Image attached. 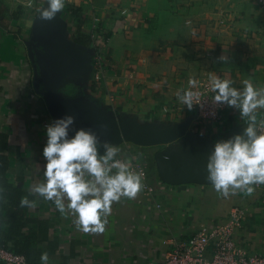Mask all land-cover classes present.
<instances>
[{"label": "crops", "instance_id": "0c3cea01", "mask_svg": "<svg viewBox=\"0 0 264 264\" xmlns=\"http://www.w3.org/2000/svg\"><path fill=\"white\" fill-rule=\"evenodd\" d=\"M42 5L43 0H0L5 180L21 187L23 197L36 201L25 208L14 236L17 249L26 253L18 254L30 264H41L45 251L48 264L160 262L166 240L187 239L202 228L224 223L234 205L244 208L233 230L236 244L249 253H264V184L253 185L251 193L236 190L227 196L208 183L169 184L160 179L154 159L167 145L208 155L216 141L244 133L247 118L237 107L225 103L217 119H203L178 99L177 92L186 89L190 79L211 84L213 75L232 79L237 88L243 87L245 79L264 87V8L248 0H65L61 14L67 21V35L73 39L84 35L103 57L100 76L77 84L79 93L87 92L117 114L126 112L141 122L174 123L191 117L187 134L169 144L116 145L118 157L131 159L145 170L143 187L134 198L113 202L105 230L93 233L82 231L75 217L61 214L52 201L30 194L31 185L43 179L45 127L51 122L43 98L33 88L24 43ZM94 16L98 20L93 38ZM221 55L227 59H219ZM65 84L61 93L73 96L62 90ZM256 115L257 123L264 121V109ZM98 150L104 152L102 144ZM0 200L7 202L6 197ZM6 218V211L0 209V235L8 231ZM6 243L12 247L14 240ZM0 264L14 263L0 259Z\"/></svg>", "mask_w": 264, "mask_h": 264}, {"label": "clouds", "instance_id": "9594fccd", "mask_svg": "<svg viewBox=\"0 0 264 264\" xmlns=\"http://www.w3.org/2000/svg\"><path fill=\"white\" fill-rule=\"evenodd\" d=\"M45 3L47 7L38 9L42 19L53 18L65 7V0H43ZM219 59L227 57L221 55ZM188 83L190 87L178 91L177 97L191 108L197 81L190 79ZM211 88L214 101L237 107L247 118V126L243 134L216 141L207 163L208 179L225 196L236 190L251 193L253 185L264 184V130H260L264 121L258 125L256 115L258 109H264V87L245 79L243 87L237 88L232 79L213 75ZM73 123L74 116L65 114L46 125L43 179L31 185L30 194L52 201L61 214H72L82 231L102 233L113 202L134 198L143 187V176L131 159L118 157L119 147L100 141L92 130L81 127L69 136ZM20 203L33 207L36 201L24 196ZM40 260L48 264L46 251Z\"/></svg>", "mask_w": 264, "mask_h": 264}, {"label": "water", "instance_id": "95a60500", "mask_svg": "<svg viewBox=\"0 0 264 264\" xmlns=\"http://www.w3.org/2000/svg\"><path fill=\"white\" fill-rule=\"evenodd\" d=\"M42 6L47 7V3ZM24 43L32 64L33 88L43 98L51 121L65 114L74 116L69 136L83 127L95 132L100 141L113 145L132 142L151 146L169 144L187 134L191 117L174 123L141 122L135 115L117 114L87 92L74 96L62 94L60 87L70 80L85 85L92 70L93 52L67 35V21L61 11L51 19H42L37 11ZM191 151L171 148L170 145L157 151L154 159L160 179L169 184H211L207 163L212 151L208 155L195 148Z\"/></svg>", "mask_w": 264, "mask_h": 264}, {"label": "built area", "instance_id": "2783aa9c", "mask_svg": "<svg viewBox=\"0 0 264 264\" xmlns=\"http://www.w3.org/2000/svg\"><path fill=\"white\" fill-rule=\"evenodd\" d=\"M248 1L264 8V0ZM97 20L95 16L92 19L90 34L93 38L97 36ZM219 21L222 22L223 20ZM95 47L97 49L96 54L92 56V61L96 67H94L93 78L97 79L100 76L99 70L103 66V57L99 48L96 45ZM196 81L197 84L193 91L197 94L193 97L195 102L192 108L203 119H217L225 103L214 101L215 93L207 80L198 79ZM189 87L188 83L187 88ZM261 122L259 121L258 125ZM260 130H264V127ZM132 162L133 167L140 171L144 178L145 170L140 164ZM145 188L147 191H152L150 186H145ZM243 214L244 208L234 205L230 208L228 218L224 223L209 229L202 228L187 239L170 238L166 240L167 248L164 259L151 264H264V253H249L244 248L239 247L233 238V230L239 225ZM0 259L14 264H26L22 254L13 253L3 247H0Z\"/></svg>", "mask_w": 264, "mask_h": 264}, {"label": "trees", "instance_id": "16d2710c", "mask_svg": "<svg viewBox=\"0 0 264 264\" xmlns=\"http://www.w3.org/2000/svg\"><path fill=\"white\" fill-rule=\"evenodd\" d=\"M74 39L84 45H88L87 38L82 34H77ZM6 146L7 134L0 131V187L4 188H2V191H0V196H2V198L6 197L7 199L6 203L1 202L0 200V209L6 211L7 218L5 221L8 224L7 233L0 235V247L18 254L23 251L17 249V241L15 240L14 236L18 233V229L22 225L23 213L27 205L22 206L20 203V200L23 197V191L21 187L14 186L5 180V173L8 168L7 154L5 152ZM9 239L14 240L12 247L8 246L6 243ZM23 253L26 254L25 251ZM25 262L26 264H30V261L26 260Z\"/></svg>", "mask_w": 264, "mask_h": 264}, {"label": "rangeland", "instance_id": "374dc122", "mask_svg": "<svg viewBox=\"0 0 264 264\" xmlns=\"http://www.w3.org/2000/svg\"><path fill=\"white\" fill-rule=\"evenodd\" d=\"M70 36L71 37H73L72 35H71V33H70ZM73 39V38H72ZM92 44L90 43V42H88V45H86V46H88V47H90L91 49H92V56H94L95 54H96V47L93 45V46H91ZM97 46V45H96ZM95 65H94V63H93V61H92V70H91V72L89 73V75H88V79H87V81H89V79H90V76H92L93 77V73H94V71H95ZM98 69V68H97ZM100 71V70H99ZM78 86H77V83H74L73 81H69V82H67L64 86H63V88H62V90L64 91V92H68L70 95H77V94H79V91H82L81 89H75V88H77Z\"/></svg>", "mask_w": 264, "mask_h": 264}]
</instances>
